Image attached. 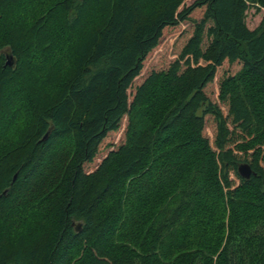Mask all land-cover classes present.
<instances>
[{
  "label": "trees",
  "instance_id": "obj_1",
  "mask_svg": "<svg viewBox=\"0 0 264 264\" xmlns=\"http://www.w3.org/2000/svg\"><path fill=\"white\" fill-rule=\"evenodd\" d=\"M0 264H264V0H0Z\"/></svg>",
  "mask_w": 264,
  "mask_h": 264
},
{
  "label": "rangeland",
  "instance_id": "obj_2",
  "mask_svg": "<svg viewBox=\"0 0 264 264\" xmlns=\"http://www.w3.org/2000/svg\"><path fill=\"white\" fill-rule=\"evenodd\" d=\"M251 12L252 11H250V14H251ZM261 15L262 14H260V15H256V14H254V15H252L251 17H248L247 18V24H248V26L252 29V28H254L257 24H258V22H259V20H260V18H261ZM168 43V42H167ZM166 43V44H167ZM3 52H5V51H3ZM165 52L168 54L169 52L170 53H172V50H171V48L167 45V46H165ZM6 53H8V52H6ZM165 57H167V55H165ZM16 63V62H15ZM15 63H14V65H15ZM20 118V117H19ZM69 150V149H68ZM68 150H65L64 152H62L61 154H59V156H58V164H57V166H56V169L54 170V174H53V177H52V179L53 178H58L59 176H61V170H62V168L64 167V165H65V163H66V161H67V159H68V156H69V152H70V150L68 151ZM46 181V180H45ZM45 181H40L35 187H34V192H37L38 190H40L41 188H43V186L45 185Z\"/></svg>",
  "mask_w": 264,
  "mask_h": 264
},
{
  "label": "water",
  "instance_id": "obj_3",
  "mask_svg": "<svg viewBox=\"0 0 264 264\" xmlns=\"http://www.w3.org/2000/svg\"><path fill=\"white\" fill-rule=\"evenodd\" d=\"M14 63H15L14 57L11 54H6L4 66L12 67ZM237 171L239 176L243 179H249V177L253 174L250 166L245 163L240 164L237 168ZM73 225L75 226V229L78 230V228H76V225L75 224Z\"/></svg>",
  "mask_w": 264,
  "mask_h": 264
}]
</instances>
